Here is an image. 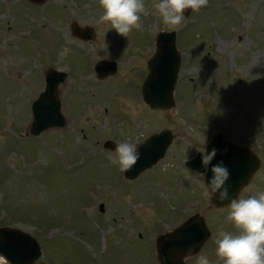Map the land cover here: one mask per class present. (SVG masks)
Returning <instances> with one entry per match:
<instances>
[{"label":"rangeland","instance_id":"374dc122","mask_svg":"<svg viewBox=\"0 0 264 264\" xmlns=\"http://www.w3.org/2000/svg\"><path fill=\"white\" fill-rule=\"evenodd\" d=\"M145 5L143 31L123 38L97 23L99 0H0V228L31 233L41 245L39 264H152L158 231L195 214L206 218L214 243L200 255L223 264L218 231L237 233L226 221L229 208L211 210L205 175L174 167L218 134L262 161L239 198L264 192V0H209L185 17L176 31L182 66L169 114L143 101L157 35L173 31L154 0ZM74 22L96 38L77 41ZM65 47L71 54L58 63ZM102 60L118 64L104 81L95 71ZM50 69L69 74L60 86L67 123L34 137L32 104ZM165 130L175 139L165 168L125 180L105 143L136 145Z\"/></svg>","mask_w":264,"mask_h":264},{"label":"water","instance_id":"95a60500","mask_svg":"<svg viewBox=\"0 0 264 264\" xmlns=\"http://www.w3.org/2000/svg\"><path fill=\"white\" fill-rule=\"evenodd\" d=\"M31 3L41 5L47 0H29ZM191 10H186L184 16L188 18ZM72 34L75 38L84 41H92L96 38L90 28H82L77 23L72 24ZM177 34L162 32L158 35L156 46L157 53L149 62V75L143 86V98L145 103L154 111H164L169 114L176 106L175 90L182 65V56L177 48ZM96 72L98 78L103 80L116 74L117 64L101 61ZM68 75L57 70L46 72V89L33 103V122L30 134L34 137L42 135L51 129H62L66 126V118L62 113L60 98V86L66 82ZM174 135L165 130L149 138L137 150L140 159L129 171L125 172L128 180L137 179L146 170L153 168L165 158L168 149L173 143ZM115 143L107 141L105 148L115 150ZM216 149V156L209 163L207 169L202 164V154L190 161V169L206 174L205 184L208 186L212 172L211 168L222 163L229 171V179L226 187L229 199L220 202L219 193L211 195L210 208L223 210L228 208L232 199L239 198L242 191L248 187L254 176L262 166L260 158L250 149L238 147L228 141L223 134L216 135L207 146L206 153ZM100 211L104 213V205H100ZM211 237L210 229L205 218L197 214L190 218L180 228L169 233L162 242H167L169 247L165 250V257L173 259L177 253L185 257H191L200 252ZM164 239V238H163ZM160 250V248H159ZM163 250V248H162ZM161 252V250H160ZM162 253V252H161ZM0 255L4 256L11 264H38L42 255L39 242L28 232L16 228L0 229ZM165 257L164 260H165ZM166 264H174L169 261Z\"/></svg>","mask_w":264,"mask_h":264},{"label":"clouds","instance_id":"9594fccd","mask_svg":"<svg viewBox=\"0 0 264 264\" xmlns=\"http://www.w3.org/2000/svg\"><path fill=\"white\" fill-rule=\"evenodd\" d=\"M209 0H154V7L162 18L163 24L171 30H179L186 18V10L198 12L208 5ZM104 10L97 23H110L116 34L127 38L132 31H143L142 15H147L149 9L145 0H99ZM108 46V45H106ZM71 54L70 48L61 49L57 57L58 63H63ZM202 153V164L205 168L216 156V149L210 153ZM112 165L121 172L131 170L140 159V153L132 142L117 144L115 152L109 157ZM212 177L203 193H219L220 202L229 199L226 182L229 179V171L222 163L211 168ZM229 214L226 221L230 222L237 233L226 231L221 226L216 239V256L223 264H264V192L249 198L232 199ZM0 264H9V261L0 255ZM197 264H212L207 256L200 255Z\"/></svg>","mask_w":264,"mask_h":264},{"label":"flooded vegetation","instance_id":"af4514ba","mask_svg":"<svg viewBox=\"0 0 264 264\" xmlns=\"http://www.w3.org/2000/svg\"><path fill=\"white\" fill-rule=\"evenodd\" d=\"M81 26V25H80ZM83 28H89L88 26H84ZM72 36H73V34H72ZM74 38V37H73ZM75 39H77V38H75ZM77 41H79V42H81V43H87L88 41H84V40H81V39H77ZM156 47V46H155ZM107 61V60H106ZM109 62H111V61H109ZM148 66V65H147ZM96 67H97V65H96ZM96 67H95V71H96ZM117 70H118V67H117ZM97 74V73H96ZM98 76V75H97ZM98 78V77H97ZM148 139H146V140H144L143 142H140V143H137L136 144V147H137V149L143 144V143H145L146 141H147ZM175 141V139H173V142ZM232 142V141H231ZM234 143V142H233ZM173 144V143H172ZM115 146V148H116V144L114 145ZM239 146V145H238ZM171 147V146H170ZM239 147H241V148H248V147H244V146H239ZM248 149H250V148H248ZM167 154H168V151H167ZM166 154V155H167ZM191 158H188V159H182V160H180L179 161V163H176V164H174V167L175 168H178V169H180V170H182V171H191V172H196V171H193V170H191V169H189L188 168V166H187V162L190 160ZM160 163H162V168L164 167L165 168V166H163L164 165V161H160L159 163H158V165L160 164ZM156 166V165H155ZM153 167V168H151V169H149V170H153V169H155V168H157V166L156 167ZM148 170V171H149ZM196 173H198V172H196ZM198 174H200V173H198ZM123 175H124V177H125V172H123ZM201 175H203V174H201ZM125 180H127V181H135V180H128V179H126L125 178ZM191 217H188V216H186V218H185V220L183 221V222H181V223H179V225H177L176 227H171L170 225H168L167 226V231H165V232H163V231H158V233H159V235H158V239L156 240V242H155V246H156V255H154V262L152 263V264H166V262L167 263H169V261L170 262H172V263H174V264H194L195 262H194V259H196L197 257H198V255H200L201 254V252H203V250H205L206 248H207V246L208 245H210L211 243L212 244H214L213 243V239H212V237L209 239V241L206 243V245L204 246V248L200 251V253H198V254H196L195 256H192V257H185V256H182V255H180L179 253H177L176 255H175V257L173 258V259H171V258H167V257H165V250L167 249V247H169V245H168V243L167 242H162V240H167V238H165V236H167L169 233H173V231L174 230H176V229H178V228H180L182 225H184L189 219H190ZM153 230H155V228H153L152 227V231ZM164 238V239H163ZM210 243V244H209ZM159 248H160V250H161V252H160V250H159ZM162 248H163V250H162ZM163 257H165V260H164V258Z\"/></svg>","mask_w":264,"mask_h":264}]
</instances>
